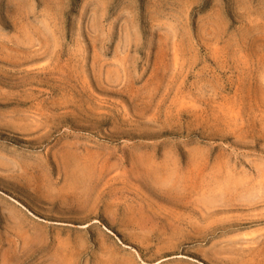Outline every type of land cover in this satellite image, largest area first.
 <instances>
[{"label": "rangeland", "instance_id": "obj_1", "mask_svg": "<svg viewBox=\"0 0 264 264\" xmlns=\"http://www.w3.org/2000/svg\"><path fill=\"white\" fill-rule=\"evenodd\" d=\"M0 264H264V0H0Z\"/></svg>", "mask_w": 264, "mask_h": 264}, {"label": "bare ground", "instance_id": "obj_2", "mask_svg": "<svg viewBox=\"0 0 264 264\" xmlns=\"http://www.w3.org/2000/svg\"><path fill=\"white\" fill-rule=\"evenodd\" d=\"M84 163V162H83ZM99 175V174H98ZM21 205V204H20ZM28 212V211H27ZM35 217V216H34ZM255 256V255H254ZM131 257V256H130ZM127 258V257H126ZM131 259V258H130Z\"/></svg>", "mask_w": 264, "mask_h": 264}]
</instances>
